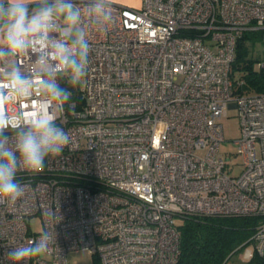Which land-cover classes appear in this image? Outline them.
I'll return each mask as SVG.
<instances>
[{
    "label": "built area",
    "instance_id": "obj_1",
    "mask_svg": "<svg viewBox=\"0 0 264 264\" xmlns=\"http://www.w3.org/2000/svg\"><path fill=\"white\" fill-rule=\"evenodd\" d=\"M258 32L262 71L264 0L111 3L110 21L88 31L79 104L61 111L38 86L21 99L0 85V111L24 121L55 116L69 136L42 171L17 173L26 189L15 205L0 203V264L42 232L51 236L47 252L20 264H67L79 251L100 264H177L182 218L264 219V93H244L243 79L231 77L238 39ZM36 58L15 59L27 70ZM230 110L241 133L238 177L219 153ZM252 242L264 259V220Z\"/></svg>",
    "mask_w": 264,
    "mask_h": 264
},
{
    "label": "clouds",
    "instance_id": "obj_2",
    "mask_svg": "<svg viewBox=\"0 0 264 264\" xmlns=\"http://www.w3.org/2000/svg\"><path fill=\"white\" fill-rule=\"evenodd\" d=\"M110 19L111 0H88L83 8L74 0H0V85L21 99L38 86L62 111L72 93L58 78L73 88L80 84L89 64L88 31ZM28 53L37 58L25 70L15 58ZM68 142L55 116L40 114L24 121L0 111V203L15 205L26 189L17 173L42 171L45 160L60 155ZM50 242V234L42 232L30 245L11 249L6 259L20 264L38 258Z\"/></svg>",
    "mask_w": 264,
    "mask_h": 264
},
{
    "label": "trees",
    "instance_id": "obj_3",
    "mask_svg": "<svg viewBox=\"0 0 264 264\" xmlns=\"http://www.w3.org/2000/svg\"><path fill=\"white\" fill-rule=\"evenodd\" d=\"M262 33H244L238 39L231 77L243 79L240 91L264 93V70L255 71L259 57L252 54V47L260 45ZM62 87L71 91L70 100L77 102V88L61 78ZM258 225V217H185L178 221L180 233V255L177 264H227L231 255L252 246V238ZM253 247V246H252ZM93 264H100L94 256ZM249 264H264L253 251Z\"/></svg>",
    "mask_w": 264,
    "mask_h": 264
},
{
    "label": "rangeland",
    "instance_id": "obj_4",
    "mask_svg": "<svg viewBox=\"0 0 264 264\" xmlns=\"http://www.w3.org/2000/svg\"><path fill=\"white\" fill-rule=\"evenodd\" d=\"M253 56L261 59L262 46L255 45L252 47ZM255 71H260L258 61L254 64ZM82 82V81H81ZM223 142L219 145L220 155L228 160V167L226 172L231 176L238 177L242 172V156L238 153V146L236 141L239 140L241 133L239 127V120L235 110H230L228 116L221 121ZM262 218H258V223L262 222ZM30 231L37 233L41 231V222L38 217L30 220ZM249 251L253 253V247L250 246L245 250L235 252L231 255L227 264H249ZM94 256L86 252H71L67 256V264H93Z\"/></svg>",
    "mask_w": 264,
    "mask_h": 264
},
{
    "label": "crops",
    "instance_id": "obj_5",
    "mask_svg": "<svg viewBox=\"0 0 264 264\" xmlns=\"http://www.w3.org/2000/svg\"><path fill=\"white\" fill-rule=\"evenodd\" d=\"M111 3L130 8H139L141 6V0H111Z\"/></svg>",
    "mask_w": 264,
    "mask_h": 264
}]
</instances>
